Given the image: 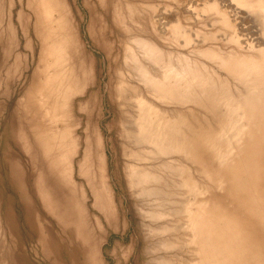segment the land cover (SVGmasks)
Returning a JSON list of instances; mask_svg holds the SVG:
<instances>
[{"label":"rangeland","instance_id":"rangeland-1","mask_svg":"<svg viewBox=\"0 0 264 264\" xmlns=\"http://www.w3.org/2000/svg\"><path fill=\"white\" fill-rule=\"evenodd\" d=\"M28 1L0 0V39L14 33L19 86L33 83L37 100L22 93L14 118L10 104L0 108V264H90V252L93 264H264V0H61L74 43H62L67 63L76 52L89 80L79 83L75 58L67 85L42 100L51 57L45 48L40 59L35 21L59 25L62 11L45 16ZM48 150H60L55 170L67 168L97 222L90 235L67 203L40 199L43 171L31 158L45 161ZM86 155L101 162L113 225L80 176Z\"/></svg>","mask_w":264,"mask_h":264},{"label":"bare ground","instance_id":"bare-ground-1","mask_svg":"<svg viewBox=\"0 0 264 264\" xmlns=\"http://www.w3.org/2000/svg\"><path fill=\"white\" fill-rule=\"evenodd\" d=\"M28 2L31 4L30 0ZM32 3H34V1ZM37 3H36L37 7L40 5L42 6L43 13L45 16H47V14L51 13L52 9H53V12L56 13V9H58L59 6H61L60 11H62V12H60L61 15H59L60 16L59 25L48 20L49 19L48 16H47L46 21H44V19H42V17H43L42 14H40V15H42L40 17L37 16L36 21H35L36 24L34 27V31H35L34 34L36 36H38V38H39L40 59L44 58V55H45L44 49L45 48L47 49V56L51 57V64H48V67L46 70V75H47L46 82H44L43 80L41 81V83L38 82V84H40L39 99L42 100V94L45 93L46 90L48 91V92H46L47 94L50 91V94H52L51 96H54V95L56 96V93L57 94L60 93L62 86L64 87V85H67V80L69 81V78L74 76L75 71H73V70H74L75 58H76V61L78 64L77 75L79 76V74L81 73L80 79L78 77H77V79H79L78 80L79 83H81L84 86L88 85L89 77H88L87 71H89V70L86 67V65L82 64V62L80 60H78V58L76 57V54H77L76 52L71 51L72 53H70V59H69L70 61L68 60V63H67V54H66V51L63 50V48H62V43H64V48H67V44L69 43L71 49H73L74 43L70 38L71 34H69V32H68L67 15L65 14V11L62 10L64 3H61V0H47V1L46 0H44V1L39 0V1H37ZM61 31H63L65 36L62 34ZM58 32H60V33H58ZM11 34H12V39H13L14 33H11ZM60 34H62L63 37H61L62 38L61 42H58L56 37ZM8 41L9 42L11 41V37H9ZM1 46H2V41L0 39V64H4L3 60H5V55L3 52H1ZM69 62H70V65H69ZM41 66H42V64H39V68ZM41 69H43V68H41ZM76 71H77V69H76ZM39 79H40V77H39ZM35 81H37V79ZM54 104H55V102H53V99H50L48 101V105L50 107L49 108L50 112L56 111ZM227 110H228V108H227ZM69 125L70 124H67V126H66V124H64V130L67 132V158L63 159V162H65L67 159V163H68V160L70 158V155H72L71 154L72 151H71L70 146H69L70 142L68 140L69 139V129H70ZM41 130L43 131V129H41ZM176 135H177V133H175V136H174V146H175V148H179L180 140H179V137ZM154 136H155V134H154ZM52 137H51V134L50 135L46 134L47 142L50 140L53 141ZM21 141L24 144V150H28L29 148L28 149L26 148V144L28 141V136L26 134L22 136ZM50 143L51 142H49V146L51 145ZM61 143H62V141H61ZM56 148L57 147H55V149ZM51 150H48V152L46 153V155L49 159H47L45 161H41L39 157L37 158L35 156H33L31 158V160H33L32 162H35L36 165L43 171V173L40 177V181L35 183V186H36V189H37L38 194L40 196V199L43 202H46L53 209L58 208L59 206L63 207L67 203V206H66L67 207V209H66L67 213H72L75 216V219L78 223L79 228L90 235L89 225L93 224V226H94V224H96L97 222H95L94 220H89V216H88L87 212L85 211V207H84L85 202L83 201V197L77 196V189L75 186L72 185L71 181L69 180L70 174L68 173L67 168L63 165V166L56 168L57 170H55V162H56L55 161L56 160L55 155H56V153H54V152H58L60 150H58V151L57 150L51 151ZM162 151H163V149H162ZM28 152H29V150H28ZM28 152H26L24 154L26 155V154H28ZM33 152L36 153V151H34V150H33ZM87 155L89 156L88 153H87ZM87 155L85 158L87 162L85 161L86 162L85 165H83V167L81 168L80 176L85 179L88 188H90V189L95 188L94 189L95 190L94 191L95 202H96V205L98 207L100 206V208H101L98 211L100 218H102L103 220L105 219V222L113 225V221L116 220V212L113 208V202H112L109 195H107L105 192H102L101 189H99V187L101 186L100 181L103 180L102 179L101 162L99 160L98 165H96V164L93 165L90 162L91 160L89 161ZM42 167H43V169H42ZM66 198H67V201H66ZM63 213H64V211H63ZM67 213H65V214H67ZM51 217H53V216H51ZM55 221H56V219H55ZM96 226L98 227V224ZM44 232H46V231H44ZM50 241H52V240H50ZM88 243H89V241H88ZM51 244H52V242H51ZM94 258H95V254L93 252H90L89 254L87 253L86 259L88 261H90V264H93L92 260Z\"/></svg>","mask_w":264,"mask_h":264},{"label":"crops","instance_id":"crops-1","mask_svg":"<svg viewBox=\"0 0 264 264\" xmlns=\"http://www.w3.org/2000/svg\"><path fill=\"white\" fill-rule=\"evenodd\" d=\"M1 41H2L1 52H3L5 55V60H3L5 63L0 65V108L2 110L3 108L7 109L6 107L8 106V104H10L9 106V112L11 114L10 117L14 118L16 117L15 115H17L20 111H22V106L20 105V104H23V101L20 102V97L22 93L25 92V95L28 98H30L28 102L30 103L31 106L33 103L37 102L36 98L33 97V93H34L33 89H35V87L34 85H32L33 83H29L23 86L22 89H21V86H19V84L21 83V76H23L24 63H23V59L21 58L22 55L19 53V46L17 45L18 44L17 40L13 38L10 41L11 43L9 42V44L7 41L5 43L3 39ZM11 59H12V63L10 62ZM23 88L25 90H23ZM56 103H58V105L60 106V108L58 109V111L60 110V113H59L60 118L65 117V120H66L67 95L64 96L61 100L56 101ZM46 108L48 110V107ZM13 118H11L10 120H12ZM47 123L48 122L46 123L44 122L43 127ZM60 126L63 127L62 124ZM56 127L57 126L52 128L50 132H48V134L54 133ZM9 129H12V128H9ZM10 131L12 132L11 133L12 136H14L13 130H10ZM7 158H8L7 159L8 165L10 166L16 165L17 167H20L21 165L20 161L14 155H8Z\"/></svg>","mask_w":264,"mask_h":264}]
</instances>
